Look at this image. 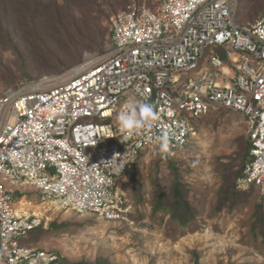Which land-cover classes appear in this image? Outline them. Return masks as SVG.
Instances as JSON below:
<instances>
[{
    "label": "built area",
    "instance_id": "2783aa9c",
    "mask_svg": "<svg viewBox=\"0 0 264 264\" xmlns=\"http://www.w3.org/2000/svg\"><path fill=\"white\" fill-rule=\"evenodd\" d=\"M239 4L134 3L111 17L101 59L0 95V264H59L57 252L19 242L49 224L36 204L131 223L119 180L159 149L157 136L167 132L169 148L184 149L198 122L221 109L244 116L252 142L236 188H257L264 200V14L242 23ZM208 46L219 51L199 69ZM130 99L150 103L156 119L127 132L117 116ZM20 187L34 188L40 202L16 197Z\"/></svg>",
    "mask_w": 264,
    "mask_h": 264
},
{
    "label": "rangeland",
    "instance_id": "374dc122",
    "mask_svg": "<svg viewBox=\"0 0 264 264\" xmlns=\"http://www.w3.org/2000/svg\"><path fill=\"white\" fill-rule=\"evenodd\" d=\"M38 2L40 11L33 14L28 10L30 0H0V95L63 74L86 60L101 59L111 48V17L134 3L153 7L157 0ZM238 11L242 23L254 22L264 14V0H240ZM52 14L57 15V22L49 17ZM105 33L107 42L101 51ZM218 51L208 46L199 69ZM80 53L83 57L77 61ZM198 70L185 76L194 78ZM196 132L190 146L167 151V157L179 165L198 207L186 225L155 203L158 185L169 192L175 178L157 149L146 151L119 180L133 206L130 224L36 204L34 208L47 216L49 224L19 242L57 252L59 264H95L100 258L111 264H264V238L256 218L257 203L264 205V200L258 189H251L249 200L235 207H217L225 166H241L239 156L248 139L244 116L222 109L200 120ZM24 194L40 202L34 188L15 190L16 197Z\"/></svg>",
    "mask_w": 264,
    "mask_h": 264
},
{
    "label": "trees",
    "instance_id": "16d2710c",
    "mask_svg": "<svg viewBox=\"0 0 264 264\" xmlns=\"http://www.w3.org/2000/svg\"><path fill=\"white\" fill-rule=\"evenodd\" d=\"M32 5L28 7V10L31 8L33 14H37L40 10V4L38 0H30ZM241 13L240 11H238ZM53 20L57 19V15H49ZM58 20V19H57ZM57 20H55L57 22ZM106 33L102 35L101 42V51L104 50V44L107 42ZM111 39V38H110ZM104 42V44H103ZM83 54L80 53L77 55L76 60H81ZM30 79V78H29ZM222 110V109H221ZM219 110V111H221ZM251 148L252 142L248 137L245 142V147L241 151L240 159L241 166L238 169H234V165L229 163L226 167V172L223 174L224 184L219 190L218 196V209H222L226 205H230L235 207L236 205L246 202L249 200L250 194L246 191L243 192L236 188V179L243 174L247 164L251 161ZM160 155L163 158L168 160V164L173 169L175 178L173 180L172 188L169 192H166L161 184L158 185L157 189V197H156V205L158 208L169 209L170 216L173 219L177 220L180 224L186 225L190 222L196 215L198 207L195 205L192 199V191L190 186L184 181L182 175L180 174L179 165L174 160H171L167 157L166 153H161ZM264 205L262 203H257L256 209V218L260 227V233L264 238ZM38 230V229H37ZM35 230V232L37 231ZM95 264H111L107 258H100L96 261Z\"/></svg>",
    "mask_w": 264,
    "mask_h": 264
},
{
    "label": "clouds",
    "instance_id": "9594fccd",
    "mask_svg": "<svg viewBox=\"0 0 264 264\" xmlns=\"http://www.w3.org/2000/svg\"><path fill=\"white\" fill-rule=\"evenodd\" d=\"M155 119H156V115L154 113L153 106L150 103L143 101H136L133 99H130L122 107L121 111L117 116V120L119 122L121 130L127 132L138 131ZM156 140L159 145V151L161 153H166L169 148V133L165 132L162 135L157 136ZM131 222H132V218H131ZM125 224H130V223H125Z\"/></svg>",
    "mask_w": 264,
    "mask_h": 264
}]
</instances>
